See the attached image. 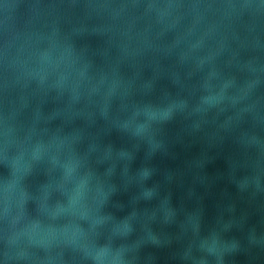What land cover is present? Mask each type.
<instances>
[{
    "label": "water",
    "instance_id": "95a60500",
    "mask_svg": "<svg viewBox=\"0 0 264 264\" xmlns=\"http://www.w3.org/2000/svg\"><path fill=\"white\" fill-rule=\"evenodd\" d=\"M261 237L264 0H0V264H264Z\"/></svg>",
    "mask_w": 264,
    "mask_h": 264
},
{
    "label": "clouds",
    "instance_id": "9594fccd",
    "mask_svg": "<svg viewBox=\"0 0 264 264\" xmlns=\"http://www.w3.org/2000/svg\"><path fill=\"white\" fill-rule=\"evenodd\" d=\"M260 240H264V237H261ZM253 242H256V241L253 240ZM237 247H238L237 242L231 241L229 246H228V251L233 252L236 250ZM203 252L206 253L207 256L213 257L215 264H223V256H217L213 252H211V250H209V249H203ZM94 264H103V261L100 259L99 256H97L94 258ZM120 264H127V262L121 261ZM198 264H206L205 258L202 257L200 259V261L198 262Z\"/></svg>",
    "mask_w": 264,
    "mask_h": 264
}]
</instances>
